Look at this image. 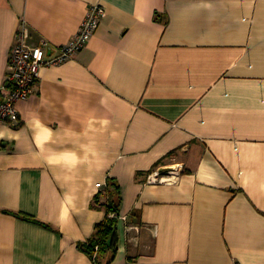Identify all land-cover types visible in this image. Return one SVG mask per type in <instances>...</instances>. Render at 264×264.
Masks as SVG:
<instances>
[{
	"label": "crops",
	"instance_id": "obj_1",
	"mask_svg": "<svg viewBox=\"0 0 264 264\" xmlns=\"http://www.w3.org/2000/svg\"><path fill=\"white\" fill-rule=\"evenodd\" d=\"M95 4L0 126V264H95L108 197L125 221L99 264H264V0H0V86L21 23L52 58Z\"/></svg>",
	"mask_w": 264,
	"mask_h": 264
},
{
	"label": "built area",
	"instance_id": "obj_2",
	"mask_svg": "<svg viewBox=\"0 0 264 264\" xmlns=\"http://www.w3.org/2000/svg\"><path fill=\"white\" fill-rule=\"evenodd\" d=\"M106 14L101 4L89 6L77 33L67 44L61 46L57 55L52 58L46 56L49 45L45 41L35 47L28 46L26 26L23 23L19 25L9 53L4 81L0 86V126H15L18 123L17 104L27 100L35 92L41 69L64 63L81 51L95 34ZM182 169L178 164L161 171L153 170L146 176V183L174 184L180 178ZM110 217L125 221V217L119 214L111 213ZM231 264L239 263L233 261Z\"/></svg>",
	"mask_w": 264,
	"mask_h": 264
},
{
	"label": "trees",
	"instance_id": "obj_3",
	"mask_svg": "<svg viewBox=\"0 0 264 264\" xmlns=\"http://www.w3.org/2000/svg\"><path fill=\"white\" fill-rule=\"evenodd\" d=\"M111 186H114L113 183H108L107 185H105L104 189L99 193V195H101V193L107 194ZM102 206L106 208V215L104 220L96 225L95 232L92 238L81 246L95 264H99L98 257L105 250H111L113 256L117 251V219L111 218L110 214H118V207L116 204H114L113 201H110L109 197ZM25 219L29 218L25 217Z\"/></svg>",
	"mask_w": 264,
	"mask_h": 264
}]
</instances>
